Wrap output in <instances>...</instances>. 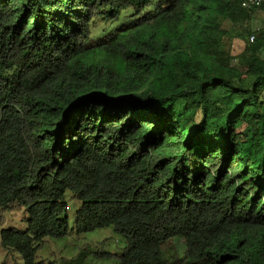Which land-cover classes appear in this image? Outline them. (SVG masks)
<instances>
[{"label":"trees","instance_id":"obj_1","mask_svg":"<svg viewBox=\"0 0 264 264\" xmlns=\"http://www.w3.org/2000/svg\"><path fill=\"white\" fill-rule=\"evenodd\" d=\"M243 1L0 0V209L27 212L2 248L39 264L70 191L112 264H264V27L237 54L220 27Z\"/></svg>","mask_w":264,"mask_h":264},{"label":"rangeland","instance_id":"obj_2","mask_svg":"<svg viewBox=\"0 0 264 264\" xmlns=\"http://www.w3.org/2000/svg\"><path fill=\"white\" fill-rule=\"evenodd\" d=\"M127 14L123 12V15ZM251 16V20L245 21L239 28L232 26L230 22H223L220 25L221 29L227 33V37H224L222 42L231 54H237L242 50L244 42L246 39L248 40V32L264 27V9L255 8ZM239 29L243 35L241 38L235 36ZM100 60L104 61L101 57ZM65 202L68 206V210H66L68 233L60 238H45L36 252V262L39 264H112L111 260L103 255L120 254L124 248L123 238L110 227L77 234L74 214L79 208L80 202L73 197L70 191L65 192ZM26 219V208L16 203L7 209H0V231L9 228L24 230ZM170 244H174L178 250L183 248L180 240H175ZM3 262L23 264L22 258L17 252L4 249L0 245V264Z\"/></svg>","mask_w":264,"mask_h":264},{"label":"built area","instance_id":"obj_3","mask_svg":"<svg viewBox=\"0 0 264 264\" xmlns=\"http://www.w3.org/2000/svg\"><path fill=\"white\" fill-rule=\"evenodd\" d=\"M243 6L246 8H252V7L257 8L260 6H264V0H244ZM253 39H254L253 34L248 37L249 41H253Z\"/></svg>","mask_w":264,"mask_h":264},{"label":"clouds","instance_id":"obj_4","mask_svg":"<svg viewBox=\"0 0 264 264\" xmlns=\"http://www.w3.org/2000/svg\"><path fill=\"white\" fill-rule=\"evenodd\" d=\"M244 2V1H243ZM242 6H243V3H242ZM244 7V6H243ZM245 9H250V8H246L244 7ZM258 8V7H257ZM66 210H68V206L66 207Z\"/></svg>","mask_w":264,"mask_h":264}]
</instances>
